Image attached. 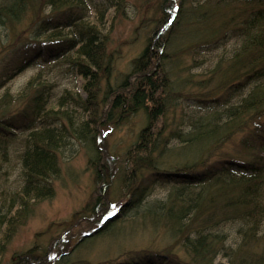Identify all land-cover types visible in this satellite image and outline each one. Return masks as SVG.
<instances>
[{
	"label": "trees",
	"instance_id": "1",
	"mask_svg": "<svg viewBox=\"0 0 264 264\" xmlns=\"http://www.w3.org/2000/svg\"><path fill=\"white\" fill-rule=\"evenodd\" d=\"M102 1L0 0V30L8 41L15 36L0 59V170L19 144L24 184L17 210L0 217L7 225L0 255L32 204L54 197L64 150L85 146L97 189L75 218L90 229L69 251L58 254L60 240L48 249L35 245L11 264H264V0H160L155 29L116 87L102 25L111 11L125 14L127 0ZM186 57L192 68L204 66V80L182 76ZM56 66L84 79L85 99L67 89L54 93L45 76ZM29 70L36 74L22 90L8 91L7 83ZM103 79L108 87L99 99ZM183 96L196 106L176 118ZM140 113L145 126L124 156L131 175L114 174L105 132ZM230 141L238 142V155L226 149ZM115 183L131 191L110 199ZM158 186L167 189L163 199L143 203ZM138 214L175 239L182 257L168 244L86 257L95 241Z\"/></svg>",
	"mask_w": 264,
	"mask_h": 264
},
{
	"label": "rangeland",
	"instance_id": "2",
	"mask_svg": "<svg viewBox=\"0 0 264 264\" xmlns=\"http://www.w3.org/2000/svg\"><path fill=\"white\" fill-rule=\"evenodd\" d=\"M159 1L127 0L125 14L114 15L112 17L113 11H111L108 17L105 18L102 30L108 40V52L112 54L113 58L109 76L111 87L119 85L124 77L130 74L133 60L144 49L147 38L150 37L155 29V25L151 23V18L157 11ZM90 3L94 6L103 3V1L90 0ZM92 13L94 12L92 11ZM30 21L31 18L26 20V24L28 25ZM26 24L23 23L22 26L17 28L15 34L23 33V30L27 27ZM5 33L0 30V59H3L5 53L14 48L13 42L15 36L12 34L8 41ZM199 61L202 62L201 59ZM191 63V59L186 57L184 74L182 76L190 75L195 77L194 82L197 84L198 80L202 81L205 79L204 73L206 70H204V66L192 68ZM35 74L36 71L33 70L20 74L8 82L6 88L12 94L17 95V92L21 91L28 80ZM45 77L52 84L55 83V94L61 95L63 89H67L78 93L84 99L86 98L82 90L84 79L81 77L61 71L59 66L54 67ZM195 84L193 83V85ZM107 87V80L103 79L100 85L99 99L103 98ZM3 90L0 91V96ZM190 91L191 93L195 92V90ZM179 98L182 99L177 101L178 104L174 113L176 118L180 117L182 113L181 109L184 110L183 112L189 113L191 110L189 109V105L196 106V103L191 101L192 96ZM74 110H76V115L77 113H83L81 108H74ZM170 116H173V114H169L167 117L169 118ZM76 119L77 117H74V120ZM145 123L144 115L140 113L130 120L124 121L119 128H115L111 133L105 132L108 129L103 128L102 131L106 133L103 140L106 143L107 151L115 156L114 161L116 163L114 162L115 164L112 165L114 174L115 171L118 173L122 170L124 172L123 176L128 173L131 175L132 166L124 162L125 152L134 143L138 132L145 126ZM237 143V141H230L226 146L228 152L238 155V146L235 149L232 147ZM20 152L21 148L19 144L12 145L8 154V160L3 163L0 170V217L4 214L7 217L11 216L19 206L17 199L24 185L23 170L19 158ZM62 158L61 176L52 181L55 190L54 197L32 204V214H30L25 224L18 226L15 233L10 237L5 251L0 255V264H11L19 255L33 248L35 245H39L41 249H48L59 240L60 242H64L65 248H60L58 254H61L62 250L66 251L67 249L69 251L80 239L81 235L90 229L88 222L76 220L75 218L77 217L75 213L84 207L86 201L90 200L92 193L97 189L93 173L94 168H91L88 162L90 158L89 150L85 146H71L64 150ZM119 187L120 184L118 183L112 186V196L110 199L123 198L125 197L123 194L131 191V189L125 191L127 189L125 187L121 191ZM3 193L6 194L3 195ZM165 194H167L166 188L155 187L149 196L146 195L143 203L147 204L156 199H163ZM120 202L122 201L120 200ZM11 205L13 210L10 209ZM138 215L130 219L126 218L113 235L99 239L93 245L91 244L92 249L88 251L89 254L86 257L93 261L119 256L125 257L128 255V252L135 251L136 249L160 248L163 245L167 246V244L171 247L170 249L182 257L179 251L180 245L178 243L175 245V239H168L160 229L159 231L158 229H153L148 224V221L147 225H144L146 221L142 215ZM6 229L7 225L0 221V243ZM42 264H49V262L44 261ZM215 264H226V261L218 259Z\"/></svg>",
	"mask_w": 264,
	"mask_h": 264
}]
</instances>
